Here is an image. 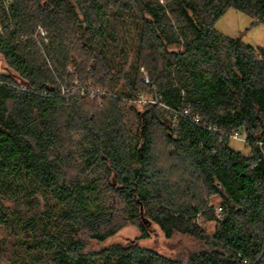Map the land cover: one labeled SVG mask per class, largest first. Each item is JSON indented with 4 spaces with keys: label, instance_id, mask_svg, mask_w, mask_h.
I'll list each match as a JSON object with an SVG mask.
<instances>
[{
    "label": "trees",
    "instance_id": "1",
    "mask_svg": "<svg viewBox=\"0 0 264 264\" xmlns=\"http://www.w3.org/2000/svg\"><path fill=\"white\" fill-rule=\"evenodd\" d=\"M232 9L264 25V0H0V264H264V48L216 30ZM141 209L199 249L103 246Z\"/></svg>",
    "mask_w": 264,
    "mask_h": 264
},
{
    "label": "rangeland",
    "instance_id": "2",
    "mask_svg": "<svg viewBox=\"0 0 264 264\" xmlns=\"http://www.w3.org/2000/svg\"><path fill=\"white\" fill-rule=\"evenodd\" d=\"M216 30L223 34L226 37L229 38H238L240 39L244 44L248 46H252L254 48H264V25L263 24H254V20L236 10H230L224 15L216 24ZM43 35H46V33L43 31ZM131 63V60H129V64ZM71 72H74V69L70 67ZM3 74V70L0 64V76ZM76 85H80L76 83ZM125 101V100H124ZM141 103V104H140ZM145 103H154L159 104L162 109H165L167 111V117L171 120L172 123L175 125L176 119L171 116V113H169V109L159 102L153 100L151 97L144 96L141 101H139L138 105H144ZM131 105V103H129ZM128 110H126V113ZM128 114V113H127ZM128 128L131 132V134H135L137 131L136 125L134 122L128 123ZM79 139V146L82 145L84 142L82 139ZM231 148L242 152L244 155L249 156L250 155V148L247 145L246 142V136L241 133L240 140L232 139L231 140ZM79 153L82 154V149L79 150ZM82 158V161H84V158ZM213 206L216 209L217 215L219 216L220 213L219 208L220 206V198L214 197L213 200ZM199 224L201 227L205 229V231L212 235L214 232L215 224L210 223H204L201 219H199ZM147 234H143L141 232L140 227L138 224L136 225H128L125 227L117 236H115L113 239L109 240L105 245H110L112 243H121V244H130L134 241H137L143 248L152 250L158 254H161L168 258H179V259H185L187 256L193 252L197 251L199 249L200 244L193 240L192 238L188 236H182L179 234H176L173 238L167 239L164 232L156 225L148 227L146 230ZM95 246V245H94ZM102 246V245H99ZM98 247V246H96Z\"/></svg>",
    "mask_w": 264,
    "mask_h": 264
},
{
    "label": "built area",
    "instance_id": "3",
    "mask_svg": "<svg viewBox=\"0 0 264 264\" xmlns=\"http://www.w3.org/2000/svg\"><path fill=\"white\" fill-rule=\"evenodd\" d=\"M184 114L185 115H188V111L187 110L184 111ZM196 121L198 122V119H196ZM210 130L215 131V129H211V128H210ZM240 138H241V134L239 132H235L232 135V139L240 140ZM218 212L221 213V208H219V211Z\"/></svg>",
    "mask_w": 264,
    "mask_h": 264
},
{
    "label": "water",
    "instance_id": "4",
    "mask_svg": "<svg viewBox=\"0 0 264 264\" xmlns=\"http://www.w3.org/2000/svg\"><path fill=\"white\" fill-rule=\"evenodd\" d=\"M219 187H220L221 189H223L221 185H219ZM141 217H142L144 223H145L148 227H150L151 224H150L147 220H144V215H143V211H142V209H141Z\"/></svg>",
    "mask_w": 264,
    "mask_h": 264
}]
</instances>
